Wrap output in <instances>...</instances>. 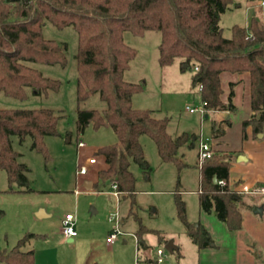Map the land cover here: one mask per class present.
<instances>
[{
	"label": "trees",
	"instance_id": "trees-1",
	"mask_svg": "<svg viewBox=\"0 0 264 264\" xmlns=\"http://www.w3.org/2000/svg\"><path fill=\"white\" fill-rule=\"evenodd\" d=\"M232 4L233 0H0V91L21 99L27 97L28 88L36 94L58 91L61 82L45 76L33 64L67 63V45L44 36L45 20L61 29L73 26L78 34L77 131L83 132L94 123L95 127L111 126L118 136L115 144L98 151L107 167L99 171L94 187L116 184L123 197L133 196L136 178L131 162L138 163L146 173L151 169L141 136L149 135L162 160L175 161L179 169L187 166L177 156L179 149L194 145L197 137L187 132L173 136L168 131V118L156 117L152 109L132 105L134 94L143 89V84L124 76L137 55V50L124 40L126 31L136 35L149 30L161 32L159 63L168 66L181 58V70L193 71L192 86L201 87L206 114L236 110L235 84H231L229 102L222 100L223 71L249 72L252 113L243 122L244 136L249 125L255 134L263 132L264 24L253 17L250 25L236 24L231 37L224 36L221 16ZM95 93H99L106 107L82 109L80 104ZM59 118L49 108L0 107V172H7L11 186L16 183L23 191L33 190L27 176L29 168L19 161L20 153L13 148L12 136H18L21 142L30 136L32 149L48 159L46 137L60 134ZM231 124L230 115L214 117L212 139L225 135ZM231 165L232 153L217 151L198 165L200 204L207 212L215 210L218 218L235 230L242 227L243 209L251 205L249 197L254 195L239 193L229 185ZM221 179L227 183L219 184ZM175 199L178 216L191 240L200 249L211 246L213 238L207 228L187 218L180 189L175 191ZM147 231L150 229L141 225L136 232L139 248H149L144 239ZM157 233L160 242L168 241L163 233ZM36 235L27 233L12 249H0V262L36 264L34 249H22ZM254 255L258 264L264 262L260 250H254Z\"/></svg>",
	"mask_w": 264,
	"mask_h": 264
},
{
	"label": "rangeland",
	"instance_id": "rangeland-1",
	"mask_svg": "<svg viewBox=\"0 0 264 264\" xmlns=\"http://www.w3.org/2000/svg\"><path fill=\"white\" fill-rule=\"evenodd\" d=\"M253 17L264 24V0H233V4L221 16L224 36L231 37L232 27L236 24L250 25ZM43 34L48 39L67 45L66 65L33 64L45 76L59 80V90L36 94L28 88V95L24 99L0 91V107L53 109L60 116V134L46 137L48 159L42 152L32 149L30 136L23 142L18 136H12L13 148L20 153L19 161L29 168L27 176L33 190L23 191L16 183L11 186L7 172H0V211H3L0 216V249H12L19 239L31 232L38 235L31 240L30 246L25 247L34 249L38 264L70 263L68 261L73 251L82 258L96 256L109 264L121 259L126 264L129 258L137 255L136 232L141 225L150 229L144 234V239L151 244L149 252L152 258L156 257L158 247L166 248L165 244L173 239L166 236L169 231L182 239L191 240L180 231L184 223L178 216L175 191L185 190L181 196L186 202L187 218L190 219L189 211L197 208L198 195L187 191L197 190L199 186L200 137L213 144L210 134L213 117L205 119L200 111L190 112L187 109V106L203 107L199 88L191 84L193 71L181 70V58H176L168 66L159 63L160 31L149 30L143 35L130 31L124 33L125 42L137 50L136 57L125 72V79L143 84V89L134 94L132 105L137 109H152L156 117L168 118V131L173 136L188 131L197 136V140L194 146L185 145L179 150L177 156L182 159L181 152L184 151L182 161L188 164L179 169L175 161L162 160L155 141L149 135L141 136L151 169L146 173L138 163L132 161L136 191L133 196L121 195L117 199L113 195V188L107 189L101 185L99 189H88L85 186V181L92 182L98 178L97 171L102 166L99 149L115 144L118 136L111 126L95 127L94 123L89 124L83 132L77 131V31L73 26L61 29L45 20ZM80 107L102 110L106 103L99 93H95ZM79 140L87 145L77 147ZM91 156H95L99 162L89 166L88 174H78L80 166ZM41 209L49 212L50 216H39ZM117 210L122 218L121 230L124 234L109 244L106 239L115 226L109 216ZM67 212L75 216L76 241L79 240L59 246L53 232L61 233V221ZM157 231L163 233L168 241L160 242ZM124 239L127 241L124 242ZM73 245L77 246L73 248ZM166 253L169 258L176 256V252L166 250Z\"/></svg>",
	"mask_w": 264,
	"mask_h": 264
},
{
	"label": "crops",
	"instance_id": "crops-1",
	"mask_svg": "<svg viewBox=\"0 0 264 264\" xmlns=\"http://www.w3.org/2000/svg\"><path fill=\"white\" fill-rule=\"evenodd\" d=\"M221 78H222V86L224 89V93L222 94V100L225 103L229 102L231 84H235L234 86L235 94L233 97V102L236 106V110L234 112L222 110L216 112V114L209 115L208 119L212 117L221 119L224 116H228V115H230L232 118V124L227 128L225 135L216 139H212L213 144L211 145L213 146L214 150L219 152L220 154L232 153V165L230 169V176L228 179L229 185L233 187L242 186L244 184L250 187L264 186V128L262 133L255 134L253 130V126L249 125L246 128V136H244L245 131L243 127V122L244 120L249 119L252 113L250 73L249 72L235 73L231 71H223L221 73ZM191 84H192V78H191ZM183 132L189 133L188 131H183ZM260 134L262 135L260 136ZM68 141H70V139H68ZM77 147H79L78 144ZM181 148L179 149L180 151ZM180 151H178V153ZM184 155L185 152L182 151L181 152L182 159L185 157ZM89 158L90 157H88L85 163L83 164V165H87L88 170H89V166H93L97 164L99 161H102V166L97 171V177H98V172L101 169L107 167L105 158L103 155H101L99 161L97 159V162L94 164L88 163ZM198 165H199V161H198ZM86 174H88V172ZM86 174H81V175H86ZM199 180H200V176H199ZM97 181L98 178L96 181H92V182L90 181L91 188L94 187V184ZM86 182L87 181H85V183ZM104 187H106L107 189L113 188L112 184L111 185L109 184ZM99 191H104V190L101 189ZM183 191L185 190L181 189V192ZM187 192L194 193V195H198V198L196 199L197 208H195L194 210L193 207V211H191L190 209L189 220L194 224L201 223L203 226H205L213 238V244L209 247L200 249L190 239L188 238L182 239L180 238V236H177L175 232L169 231V233H167L168 235L166 236L169 239L173 238L174 243L177 246V249H175L174 251V253L176 252V256L171 258L167 257L163 264H258L256 262L254 250L258 249L264 255V195L252 194L254 196L249 197V203L251 205L243 209L242 227L240 229L231 230L225 221L218 218L215 210H212L211 212H207L202 209L200 204V181L197 190H189ZM121 195L122 194H120V196ZM256 207L263 208L262 212H255L254 209ZM45 216H50V213L47 212L45 209H43V214L41 217H45ZM61 225H62V221H61ZM180 231L183 234L188 235L186 233L185 226ZM53 233L55 234V237H57L56 244L59 246L64 245L67 242H74V241L77 242L79 240L78 239L76 241L77 236L73 238L65 237L62 231H61L62 234L60 232L57 233L56 231H54ZM187 237H189V235ZM32 239L26 242V244L22 247L23 250L27 251L33 249L32 247L29 248L25 247L26 245L30 246ZM126 241L127 240L124 239V242ZM146 243L149 246L148 249L139 248L137 244V248H136L137 255H135V257L129 258L126 264H147V262L152 257L149 252L151 244L148 240L146 241ZM76 246L77 245H73V248H75ZM178 251H180V254H177ZM139 252L142 253L139 254ZM68 262L70 263L63 261L62 264H95V263L109 264L105 260L102 261L98 259L96 256L92 257L91 255H88L82 258L76 255V251H73V256L71 257V260ZM113 263L125 264V262L122 261L121 259L116 260ZM36 264H38L37 258H36ZM262 264H264V262H262Z\"/></svg>",
	"mask_w": 264,
	"mask_h": 264
},
{
	"label": "built area",
	"instance_id": "built-area-1",
	"mask_svg": "<svg viewBox=\"0 0 264 264\" xmlns=\"http://www.w3.org/2000/svg\"><path fill=\"white\" fill-rule=\"evenodd\" d=\"M199 90H201V87H199ZM202 104H203L202 108H198V107L194 108V107L187 106V109H189L190 112L200 111L202 114L205 115L206 114L205 102L202 101ZM85 145H86V142H84L83 140H80L78 142L79 147H83ZM214 153H215V150L213 146L207 141L202 140V138L200 137L199 154H198L199 165H202L204 160L213 156ZM96 162H97V158L95 156L90 157L88 159L89 164H94ZM87 172H88L87 165H81L80 168L78 169V174H86ZM218 183L221 185H225L227 181L225 179H221V180H218ZM112 186L114 190L113 191L114 195L117 198H119L121 192L118 191L117 185L112 184ZM233 188L239 193L264 195V186L250 187L244 184L242 186H235ZM109 220L115 222L114 228L107 236V242L110 244H113L122 234H124L121 230L122 218L120 216L119 210L112 212L109 216ZM61 231L65 237L73 238L77 236L78 233L75 228V216L73 213L69 212L64 216V218L62 219ZM166 250H167L166 248L158 247L156 249V257L151 258L147 262V264H163L167 258Z\"/></svg>",
	"mask_w": 264,
	"mask_h": 264
},
{
	"label": "water",
	"instance_id": "water-1",
	"mask_svg": "<svg viewBox=\"0 0 264 264\" xmlns=\"http://www.w3.org/2000/svg\"><path fill=\"white\" fill-rule=\"evenodd\" d=\"M209 118V114H205V119H208ZM262 134H260L261 136ZM215 182H217V178L215 177L214 178ZM85 186L86 188L90 189L91 188V182L90 181H87L85 183ZM262 209L261 207H256L254 209L255 212H262ZM43 214V209L40 210V213H39V216H42ZM195 225H198L197 223H195ZM165 247L166 249L169 251V252H174L175 249H177V246L175 245L174 243V240L173 239H170L166 244H165Z\"/></svg>",
	"mask_w": 264,
	"mask_h": 264
}]
</instances>
